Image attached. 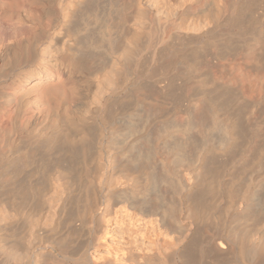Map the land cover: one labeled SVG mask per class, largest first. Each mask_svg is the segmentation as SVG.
Wrapping results in <instances>:
<instances>
[{
	"label": "rangeland",
	"instance_id": "rangeland-1",
	"mask_svg": "<svg viewBox=\"0 0 264 264\" xmlns=\"http://www.w3.org/2000/svg\"><path fill=\"white\" fill-rule=\"evenodd\" d=\"M151 1L155 4L154 0ZM199 1L202 5L204 0ZM210 1H215L214 3L218 6L216 7L217 11L214 12L216 15L213 12V14L209 13V18H211L209 22L207 21L208 24L206 22L207 27L205 26L202 29L204 32L201 30L198 32L192 31L191 28L186 27L194 19L191 16L185 18L186 20L184 19L183 22L180 20L178 24H183L180 27L177 26V29L171 20H169V23L171 21L172 24L167 25L166 49L163 54L166 69L161 79L162 84L168 87L166 86L167 95L164 99L163 110L160 113L157 108L150 107L152 119L148 123V127L146 126L144 134L138 137V140L136 139V143H134L135 151H137L148 147L144 135H148L155 141L158 151L154 152L150 159L152 168L145 172L139 171L140 167L137 166L141 165L142 167V162L140 164L138 162L139 165L136 164L135 166L131 162L128 163L125 160L126 157H122L123 152L116 149L108 150L103 146V149L99 151L100 154L94 151L91 152L88 162H85L87 167L82 166V164L80 167L77 165L79 171L76 167L74 168L71 178L67 176L68 179H71L68 182L65 180L67 177L65 179L61 177L63 179L59 178V181H57L55 173L57 169L53 164L45 161L40 169L35 167L34 172L33 170L30 171L31 173L28 172L30 175L24 173L21 176L19 175L20 179L18 177V181L14 184H8L9 187L0 183V186H3L0 187V234H3L4 229L8 226L16 227L17 231L18 229L21 231L26 228L31 229L37 215L43 219L41 223L43 226L41 225L40 229H47V225L44 224L48 222L49 207L52 204L54 206L53 200L57 204V200L61 198L67 200V208L70 209L68 212L74 209L72 212L75 213L74 211H79L82 205H89L88 209L92 215L89 214L88 210L89 221L88 219L87 221L89 224L87 221L82 224L79 222L74 223V227H76L75 230L73 229L71 237L73 236L72 239L75 241H72L69 244L70 246H66L67 248H64V250H61L55 243L53 245L51 242V244L49 240V244L45 240V242L39 244L35 243L34 248L38 249V253H42L40 262L42 261L44 264H59L58 254H61L62 251H68L69 254L71 253L70 255L76 257L77 251L80 253L83 249L88 250L91 258L93 256L98 259H109L115 264L131 263L128 261L130 254L154 257L157 255L164 264L175 263L171 260L170 249L167 248L164 243L165 238L161 235L159 215L163 217L165 227L168 230L173 231L176 222L183 230L185 229L181 237L197 233L199 235L197 239L200 243L206 242L207 237L217 233L218 229H225L228 236H232L230 239L236 238L238 232L244 230L241 233L244 234V242L247 247L254 249L253 245L259 246L261 239H264V0ZM155 2L165 11L170 10L169 5L165 9V5L161 0H158V2L155 0ZM200 5L198 7H201ZM240 8H243L244 11ZM196 9L198 8H190L188 14L195 13ZM128 11L134 12V7H129ZM89 29L91 31H88ZM87 33L94 34L96 29L92 26L81 32V34ZM223 41L225 42L223 43ZM153 43H155L154 40ZM223 50L226 51L223 53ZM149 53L138 61L132 74L124 73L121 75L113 121L106 122V128L110 127L112 129V126H110L112 123L113 129L122 131L125 115L135 112L136 109L138 114L143 117L145 111H147V105H142L141 108L135 106L134 97L137 96L140 100L144 99L142 97L143 92L152 88L151 85L145 83L148 80L146 78L151 74L149 78L151 79L154 76L152 79L155 80L159 75L158 63L153 57L154 49H150ZM30 63L34 64L35 59H30ZM219 71L226 72L224 74L219 73ZM47 79L48 77L44 80ZM134 82L137 85L144 83L143 88L147 89L148 87V89L144 90L145 88L137 86L136 96H133L131 90L135 84ZM45 84V82H42V85L38 86L39 92ZM211 86L213 88L208 89ZM151 92L147 101L142 99L144 103H154L153 89H151ZM204 95H207L210 99L212 96L213 111L214 113L216 111V114L212 112L211 115L208 111L205 106L206 103H204ZM127 102H130V104L128 105ZM228 116L229 120H227ZM210 118L213 120L214 125H211ZM218 120H220V124H217ZM225 121L236 126L235 131L237 133L233 142L224 147L220 145L222 137L220 136V127L217 128V126H221ZM208 125H211V127ZM102 136L103 140L106 141L108 132L104 131ZM160 155L164 160L162 169L158 164ZM126 164L131 165L126 166ZM125 166L134 173L133 180L129 178V181L124 176L123 171L127 169ZM198 169H201L203 175L197 188L198 190L201 188L200 193L202 195L199 193L198 196L203 201H199L197 197L199 202L196 199L195 203H199L202 205L201 207L200 205L195 206L194 201H191L190 198H185L184 192L185 185L192 183V174ZM35 171L42 173L37 172L39 176ZM24 175L28 177L25 178ZM83 179L87 181L85 182ZM91 179H95L94 182H96V186L93 188L87 186L89 185L88 181H91ZM109 182L112 184L110 186L106 185ZM22 183H28L26 186L32 187V189L28 187L25 189V185ZM18 187H23L24 190L21 188L22 194H18L19 198L15 199V196L12 197V195L17 194L12 192L14 189L17 190ZM4 193H7V195H4ZM20 196L21 199L23 197L22 201H19ZM189 200L190 202H188ZM11 201H14L11 203L12 205L17 203L12 206ZM131 202L132 204L137 202L138 205L135 204V206L146 204L147 206L143 205V207H154L153 209H155L157 215L142 217L128 208L126 204ZM190 203L192 207L195 206L194 210L196 207L197 211L200 210L199 212L196 211L198 218L196 216L192 218L190 215L193 209ZM189 206L191 210L188 208ZM14 207L17 209H13ZM105 208L108 209V213L105 215L104 220H101L100 213ZM12 211L14 214H12ZM65 224L69 226V221H64L61 224L63 226L57 229L54 237H60L64 232L68 233V229L72 231V227L69 226V228ZM33 229L36 231L35 227ZM259 237L260 239H258ZM202 262L201 260L198 264H205V261ZM176 264H180V262L177 260Z\"/></svg>",
	"mask_w": 264,
	"mask_h": 264
},
{
	"label": "bare ground",
	"instance_id": "bare-ground-1",
	"mask_svg": "<svg viewBox=\"0 0 264 264\" xmlns=\"http://www.w3.org/2000/svg\"><path fill=\"white\" fill-rule=\"evenodd\" d=\"M156 1L158 2V0ZM161 2L165 5V9H167L166 6L169 5L170 10L168 9V12L160 7L158 3L156 4L155 0V4H153L151 0H0L1 184L9 187L8 184L11 185V183L14 184L18 181L19 175L21 176L23 173L30 175L28 172L32 170L34 172L35 167L40 169L45 161L50 162L57 169V171L55 170L57 181H59V178L63 179L61 177L65 179L69 176L71 178L72 172L75 170L74 168L76 167V169H78L77 165L80 167L83 164L82 166H84L85 162H88L89 156L92 154L91 152L94 151L100 154L101 152L99 153V151L103 149V146L108 150L116 149L123 152L124 156L122 155V157H126L125 160L128 163L131 162V164H135V166L138 162L139 164L142 162V167L137 164L139 165L137 167H140L139 171L142 170V172H145L152 168L150 159L154 152L158 151V146L155 141L148 135H144L148 147L144 150L137 151H135L134 143H136L138 137L144 134L146 126L152 119L150 107L157 108L160 113L163 110L164 99H166L167 95V85L164 86V84H162L161 78L166 69V61L163 58V54L166 49L167 25L172 21L177 29V26L180 27L183 24H178L180 20L183 22L185 18L191 16L195 20L193 19L189 23L186 21L188 23L186 27L189 29L191 28L192 31H202L205 26L207 27L206 22H209L211 18H209V13L216 12V7L218 6L214 3L215 1L210 0H204L202 5H200L199 0H161ZM199 5L201 7H198ZM129 7H134V12H127ZM192 7L198 9H196L195 13L189 15V10ZM242 9L240 8V10ZM214 14L216 15V13ZM169 20H171L170 23ZM92 26L96 29V33L81 34L83 30ZM88 31H91V29ZM153 40L155 43H153ZM224 42L225 41H223V43ZM152 48L154 49L153 57H155L154 59L158 63L157 69L159 75L157 74L158 77L153 80L152 78H154V76L150 79L149 77L151 74H149V77L146 78L148 80H146L145 83L149 86L151 85L152 88H149V91L143 92L144 94L142 97L147 101L152 93L151 89H153V95H155L154 103L146 104L142 101V97L140 100L135 95L138 89L137 86L143 88L144 83L142 85L141 83L137 85V83L134 82L135 84L133 83V89L131 90L133 96H136L134 97V104L139 108H141L142 105H147V111H145L144 116L141 117L135 109V112H132V110L130 111L132 113L124 116V127L122 131L113 129L114 126L112 123L110 125L112 129L110 127L106 128V122L113 121L112 118L116 110V99L119 95V79L121 75L124 73L132 74L138 61L142 57L148 55L149 50ZM226 50H223V53ZM32 58L35 59L34 64L30 63V59ZM218 64L220 65V63ZM220 72L221 71H219V73ZM225 72L221 73L225 74ZM46 77H48V79L44 80ZM208 81L211 82L210 80ZM42 82L46 84L39 92L38 86L40 84L42 85ZM211 88H213V86L208 89ZM147 89L145 88L144 90ZM204 97L205 106L212 115V112L214 113V105L212 104L214 102L211 101L212 96L211 99L207 97V95H204ZM127 104L129 105L130 102H127ZM214 114H216V111ZM227 120H229V116ZM212 121L213 120L210 118V122ZM219 122L220 120L216 123L220 124L221 122ZM227 122H222L223 124L221 126H217V128L220 127L219 131L222 137L220 145L224 147L233 142L236 136L235 134L237 133L235 131L236 126ZM211 125H214L213 122ZM211 125L208 126L211 127ZM104 131L108 132L106 141L103 140L102 136ZM158 164L160 169H162L164 160L161 155L158 159ZM129 165L126 164V166ZM126 166L125 168H127ZM132 168L135 170L134 167ZM129 169H125L123 174L127 179L130 178L133 180L134 173ZM77 171H79V169ZM139 171L134 172L140 173ZM37 172L35 171L36 174ZM202 176L201 169H198V171L192 174V183L190 185H185V198H190L194 203L197 197L199 198L198 195L201 188L199 190L197 188ZM26 177L28 176H25V178ZM69 177L65 179L68 182L71 180L68 179ZM85 178L88 179L89 177ZM28 181L30 182V180ZM86 181L87 180H85V182ZM94 181L95 179H91V181H88L89 185H86L93 188L96 186V182ZM60 182H62V180H60ZM71 183L73 184L72 181ZM111 184L110 182L106 183L108 186ZM23 185L26 186L28 183ZM25 186V189H27V187L29 188V186ZM21 188L24 190L23 187ZM21 188L18 187L17 190L14 189L15 191L12 189V193L17 194H11L12 197L15 196L14 198L18 199V194H22ZM30 188L32 189V187ZM25 192L27 193V191ZM232 192L234 194V191ZM5 194L7 195V193H4V195ZM200 194L202 195V193ZM22 199L20 196L19 201H22ZM60 199L57 200V204H55L56 201L54 202L53 200L54 206L52 204V206L49 207L50 215L47 214L49 215L47 217L48 222L44 224L47 225V229H40L43 219L38 215L34 220V224L30 221L33 225L32 227L36 228V231L32 227L31 229L26 228L28 224L25 225L26 229L22 231L20 229L17 231L16 227L15 229L6 224L8 227L6 229L3 228L5 232L0 234V255L2 257L0 262H2V264H44L42 261L40 262L42 253H38V249L34 248L35 243L39 244L44 240L46 243H48L49 240L53 245L55 243L61 250H64V248L66 249V246H70L69 244L73 241V236L71 237V235H73V229L75 230L76 227H74V223L79 222L82 224L84 221L86 223L89 216V205H82L79 211H74L75 213L72 212V210H74L72 209L70 213L68 212L70 209L67 208V200L61 199L60 202ZM190 200L188 202H190ZM199 201L202 202L203 200L199 198ZM13 202L11 201L10 204ZM16 203H14V205ZM23 203L25 202L23 201ZM194 203L192 202V204ZM135 204H137V202L134 204L131 202L126 205L131 211L142 217L155 216L156 211H154V207H146V204H143L146 205L144 207L143 205L135 206ZM5 205L3 206L5 207ZM194 205L197 206L200 204L195 203ZM201 206L202 205H200V207ZM15 207L13 209H17ZM194 207L191 205V208H193L192 210L190 206L188 207L191 210V213L189 210L188 211L192 218L200 211L196 210L198 206L195 210ZM107 208L101 211V220H104L105 215L108 213ZM12 214H14L13 211ZM196 217L198 218V216ZM10 218L12 219V216ZM64 221H69V226L72 227V231L68 229V233L64 232L60 237L58 235L57 238L54 237L55 232L57 233V229L63 226L61 224H63ZM159 226L162 231L161 235L165 238L164 243L167 245V248L169 247L170 249L171 260L175 261V263L172 264H176L177 260L180 264H198L201 260L203 262L205 261V264H264V239H261V242L259 240L260 244H258V247L253 245L254 249L248 248L247 244L244 242V234L241 233L244 230L240 231V233L238 232L236 238L230 239L232 236L229 237L225 229H218L217 233H213L210 237H207L208 240H206V242L200 243L197 239L199 236L197 233H195L196 238L195 234L181 237L185 229L183 230L176 222L175 229L173 231L169 229V231L165 227L161 215H159ZM258 239H260V237ZM78 253L77 251V256L75 257L74 255H70L71 253L69 254L68 251H62L61 254H58L60 258L59 264H115L109 259H98L93 256L91 258L87 249H83L79 254ZM128 261L131 262L129 264H164L157 255L154 257L150 255L136 256L135 254H130Z\"/></svg>",
	"mask_w": 264,
	"mask_h": 264
}]
</instances>
